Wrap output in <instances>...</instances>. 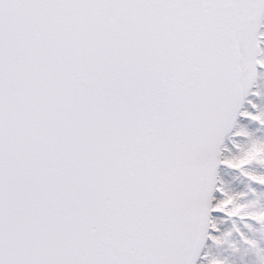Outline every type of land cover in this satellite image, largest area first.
Wrapping results in <instances>:
<instances>
[{"label":"snow or ice","instance_id":"1","mask_svg":"<svg viewBox=\"0 0 264 264\" xmlns=\"http://www.w3.org/2000/svg\"><path fill=\"white\" fill-rule=\"evenodd\" d=\"M0 264H264V0H0Z\"/></svg>","mask_w":264,"mask_h":264}]
</instances>
